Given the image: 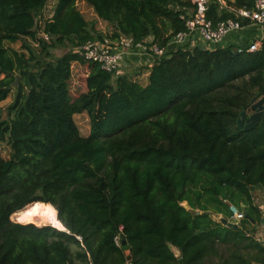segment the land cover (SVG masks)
Returning a JSON list of instances; mask_svg holds the SVG:
<instances>
[{
	"label": "trees",
	"instance_id": "16d2710c",
	"mask_svg": "<svg viewBox=\"0 0 264 264\" xmlns=\"http://www.w3.org/2000/svg\"><path fill=\"white\" fill-rule=\"evenodd\" d=\"M49 1L0 0V102L14 91L0 113L8 147L0 151V264L263 261L264 236H250L249 226L264 218V110L249 129L237 117L253 98L264 104V40L254 51L170 48L185 31L190 0H83L111 25L104 35L76 7L80 0H53L44 16ZM254 1L211 0L206 16L245 26L236 10ZM104 38L167 51L142 65V83L78 52ZM18 41L21 49L9 46ZM74 63L88 67L78 92L70 89ZM83 112L86 136L74 121ZM229 203L244 214L237 227L211 216L232 217ZM37 204L51 205L62 229L10 219Z\"/></svg>",
	"mask_w": 264,
	"mask_h": 264
},
{
	"label": "built area",
	"instance_id": "2783aa9c",
	"mask_svg": "<svg viewBox=\"0 0 264 264\" xmlns=\"http://www.w3.org/2000/svg\"><path fill=\"white\" fill-rule=\"evenodd\" d=\"M211 0H190L192 7L183 13L181 18L184 20L185 31L177 33L167 45L174 44L175 46L184 43L197 45L204 48H214L226 37L229 32L238 30L243 27L238 21L226 19L216 24L207 16V7ZM219 5L226 6L225 0H216ZM237 14L246 18L250 23L264 25V0H255L252 9L241 8L236 10ZM45 38L46 35L43 34ZM197 41L201 42L197 44ZM260 44L257 41L249 44H241L236 46L237 51L246 49L254 51L259 48ZM167 49L159 48L155 44L146 46L144 44L133 45L130 40H122L120 43L104 40H88L79 47L78 52L87 60L96 62L101 69L110 73H117L121 64L130 55H138L143 57H151L154 61L155 57H161ZM131 58V57H130ZM229 208L232 212V218L239 222L243 217V213L238 211L232 204L229 203ZM122 230V226H119ZM115 244L120 245V236H115ZM259 264H264V260Z\"/></svg>",
	"mask_w": 264,
	"mask_h": 264
},
{
	"label": "rangeland",
	"instance_id": "374dc122",
	"mask_svg": "<svg viewBox=\"0 0 264 264\" xmlns=\"http://www.w3.org/2000/svg\"><path fill=\"white\" fill-rule=\"evenodd\" d=\"M53 4L54 1L51 0L49 1L45 7L43 8V15L44 16H49L51 14V10L53 8ZM76 7L80 10V12H82L83 16L85 17L86 20L90 21H94V27L97 30V32H101L103 35L104 34H109L112 31V27L109 23L105 22V21H100V19H98L93 11V9L88 6L87 3H85L83 0H80L76 3ZM39 18H37V25L39 22ZM39 36H41V34H39ZM25 41H27L26 39H24ZM98 40V39H97ZM127 40L126 38L123 39ZM109 41V40H108ZM112 42V41H111ZM9 46L15 48V49H21V41L15 42V43H11L9 44ZM68 50V47H60V48H54L52 49V57H57L60 56L61 54H63L64 52H66ZM132 55L128 56L126 58V60L121 64L120 69L118 70L119 73H126L128 74L130 77L137 79L139 81H141L142 83L145 82V78H146V70L142 69V65L138 64L137 62L133 61L130 59ZM139 62L141 60V58H138ZM127 60L129 61V64ZM143 63V61H141ZM145 64V63H144ZM88 71V67L87 66H79L77 63L73 64V68H72V76H71V81H70V89L73 92H78L79 90L83 89V80H84V75L87 73ZM118 73V72H117ZM0 77H2V75H0ZM13 94L14 91L11 92V94L3 101L0 102V113L3 117H5L6 115V111L5 108L6 106L12 101L13 99ZM250 111H247V114H249ZM74 121L78 127L79 133L82 136H86L89 132V118L88 115L86 113H79V114H75L74 115ZM0 151L1 153L5 156L8 152V147L6 146V144H0ZM255 201H257L259 198H257V195L255 193ZM185 204V203H183ZM28 206V205H27ZM42 207H44L41 204ZM230 209V208H229ZM54 211V210H53ZM56 212V210H55ZM54 212V213H55ZM12 216H10V219L12 220ZM35 218V217H34ZM44 218L49 220V218H45L43 216H38L36 215L37 221H39V219ZM56 218V216H55ZM13 221V220H12ZM50 221V220H49ZM50 225H52V223H50ZM53 226V225H52Z\"/></svg>",
	"mask_w": 264,
	"mask_h": 264
},
{
	"label": "crops",
	"instance_id": "0c3cea01",
	"mask_svg": "<svg viewBox=\"0 0 264 264\" xmlns=\"http://www.w3.org/2000/svg\"><path fill=\"white\" fill-rule=\"evenodd\" d=\"M263 38H264V25L256 24V23H250L248 25L243 26L242 28H240L238 30L229 32L226 35V37L219 43V46L225 47V46H229V45H233V46H238L241 44L247 45L253 41H257L260 44V42L263 40ZM147 41L150 42L151 38L149 37L147 39ZM197 44L201 45V42L197 41ZM169 47L173 48V47H175V45L171 44ZM138 58H141L140 62H139ZM130 59L132 60L131 62L135 61L140 65H142V64L144 65V63L147 65H151V63L153 62L151 57H146L145 55L143 57H140L138 55H132ZM129 61L130 60H127L128 63H126V64H129ZM141 61H143V63ZM71 67L73 68V65ZM147 74L148 73L146 71V76H147ZM145 82H146V78H145ZM255 193L257 195V198H259L255 202L261 207V204H262L261 192L259 190H256ZM254 200H255V198H254ZM243 206L244 205L241 204V207H243ZM211 216L215 220H220V218L223 217L222 214H220V213H214V214L212 213ZM227 220L236 223V221L233 220L232 217L228 218ZM249 227L251 229V231L249 232V235L253 236L255 239H257L259 241H262L263 236H264V224H263V222L260 221L258 223L253 224L252 227L251 226H249ZM174 251L176 254H178V251L176 249H174ZM252 264H257V263H252Z\"/></svg>",
	"mask_w": 264,
	"mask_h": 264
},
{
	"label": "water",
	"instance_id": "95a60500",
	"mask_svg": "<svg viewBox=\"0 0 264 264\" xmlns=\"http://www.w3.org/2000/svg\"><path fill=\"white\" fill-rule=\"evenodd\" d=\"M17 84H18V75H16V79H15V85ZM248 110L250 111L249 114H247ZM263 110H264L263 100L262 99L256 100V98H253L250 104L245 106L244 109L239 113L237 117L238 127L244 128V129H249V128L254 127L257 124L259 117L262 114ZM183 205L184 207L187 208L186 204H183ZM196 213H199V211L197 210ZM220 222L222 224H225L227 226H232V227H237L239 225V222L234 223V222L227 220V218H224V217L220 218ZM261 222H264V218L261 219ZM122 244H124V241L122 242Z\"/></svg>",
	"mask_w": 264,
	"mask_h": 264
},
{
	"label": "clouds",
	"instance_id": "9594fccd",
	"mask_svg": "<svg viewBox=\"0 0 264 264\" xmlns=\"http://www.w3.org/2000/svg\"><path fill=\"white\" fill-rule=\"evenodd\" d=\"M12 220L14 223L21 224V225L33 223V224H36L38 227L46 226L52 223V221H49L44 218H41L39 219V221H37V219L34 218L31 212H26L23 210L13 213Z\"/></svg>",
	"mask_w": 264,
	"mask_h": 264
},
{
	"label": "bare ground",
	"instance_id": "6f19581e",
	"mask_svg": "<svg viewBox=\"0 0 264 264\" xmlns=\"http://www.w3.org/2000/svg\"><path fill=\"white\" fill-rule=\"evenodd\" d=\"M50 210L52 212L53 211V208L50 206V205H47V206H44L42 207L41 204H37L33 207L32 209V213H33V216L36 218V215L38 216H43L45 218H49L50 221H52V225L56 228H59V229H62V226L61 224L57 221V219L55 218V215H54V218L50 215ZM55 214V213H54Z\"/></svg>",
	"mask_w": 264,
	"mask_h": 264
},
{
	"label": "snow or ice",
	"instance_id": "6c2138e0",
	"mask_svg": "<svg viewBox=\"0 0 264 264\" xmlns=\"http://www.w3.org/2000/svg\"><path fill=\"white\" fill-rule=\"evenodd\" d=\"M50 215L54 218V212H52L51 210H50Z\"/></svg>",
	"mask_w": 264,
	"mask_h": 264
}]
</instances>
